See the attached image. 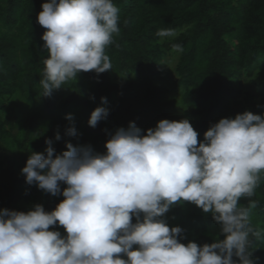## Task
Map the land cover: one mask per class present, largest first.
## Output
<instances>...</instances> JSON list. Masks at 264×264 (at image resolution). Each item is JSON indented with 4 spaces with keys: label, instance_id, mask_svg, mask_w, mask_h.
Listing matches in <instances>:
<instances>
[{
    "label": "clouds",
    "instance_id": "9594fccd",
    "mask_svg": "<svg viewBox=\"0 0 264 264\" xmlns=\"http://www.w3.org/2000/svg\"><path fill=\"white\" fill-rule=\"evenodd\" d=\"M41 9V50L48 53L42 96L80 72L111 71L106 49L120 33L112 0H47ZM156 35L174 38L176 32ZM108 114L95 108L88 126ZM65 119V134L77 137L74 117ZM60 139L57 132L54 140ZM45 144L43 153L29 155L21 174L29 186L63 200L52 211L39 204L27 212L0 209V264H256L249 249L264 230L252 227L257 205L250 198L264 180V114L220 119L202 140L188 119L161 120L143 133L129 122L110 134L103 154L73 143L54 154L53 140ZM183 202L210 214L224 239L181 243L182 229L169 227L165 214ZM56 226L66 235L49 230Z\"/></svg>",
    "mask_w": 264,
    "mask_h": 264
},
{
    "label": "trees",
    "instance_id": "16d2710c",
    "mask_svg": "<svg viewBox=\"0 0 264 264\" xmlns=\"http://www.w3.org/2000/svg\"><path fill=\"white\" fill-rule=\"evenodd\" d=\"M44 2L0 0V209L27 212L39 204L52 211L63 200L29 186L21 174L31 153L44 152L46 139L53 140L54 154L66 143L103 154L110 134L129 122L143 133L161 120L188 119L202 140L220 119L264 114V0H112L120 33L106 49L111 71L80 72L47 97L39 87L48 58L41 50L46 29L37 23ZM161 29L176 36L158 37ZM172 44L183 50L173 51ZM97 107L109 114L89 127ZM69 114L77 137L65 134ZM250 199L257 205L252 227L264 230V180ZM165 219L182 229L185 245L224 239L211 215L191 203L174 205ZM49 230L66 235L59 226ZM249 250L264 264V232Z\"/></svg>",
    "mask_w": 264,
    "mask_h": 264
},
{
    "label": "rangeland",
    "instance_id": "374dc122",
    "mask_svg": "<svg viewBox=\"0 0 264 264\" xmlns=\"http://www.w3.org/2000/svg\"><path fill=\"white\" fill-rule=\"evenodd\" d=\"M172 65L173 63L171 62L169 65H168V69H169V72H172L171 68H172Z\"/></svg>",
    "mask_w": 264,
    "mask_h": 264
}]
</instances>
